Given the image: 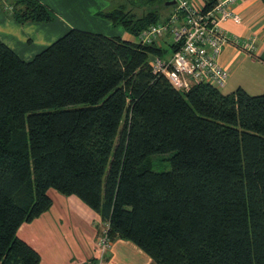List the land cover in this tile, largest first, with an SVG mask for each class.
Instances as JSON below:
<instances>
[{
	"label": "trees",
	"instance_id": "16d2710c",
	"mask_svg": "<svg viewBox=\"0 0 264 264\" xmlns=\"http://www.w3.org/2000/svg\"><path fill=\"white\" fill-rule=\"evenodd\" d=\"M7 1L20 24L55 20L38 0ZM98 16L136 41L71 29L30 61L0 42V264L41 263L18 232L51 189L155 264H264V93L179 91L153 69L172 49L137 42L159 10ZM159 156L170 171L153 170Z\"/></svg>",
	"mask_w": 264,
	"mask_h": 264
},
{
	"label": "crops",
	"instance_id": "0c3cea01",
	"mask_svg": "<svg viewBox=\"0 0 264 264\" xmlns=\"http://www.w3.org/2000/svg\"><path fill=\"white\" fill-rule=\"evenodd\" d=\"M47 5L55 16L49 23L29 22L20 24L11 14L7 0H0V42L10 47L23 60L30 61L42 50L65 35L71 29H81L107 36H121L130 40L128 33L113 28L112 24L98 16L135 0H38ZM142 1L149 0H137ZM175 0H168L172 2ZM200 9H208L224 0H189ZM159 3V2H158ZM162 6L159 10L168 18L175 10V4ZM131 5V4H130ZM161 5V4H160ZM168 7V8H167ZM241 23L224 22L221 27L230 37L238 38L253 49L228 43L219 58L221 66L229 73L228 94L244 88L241 80L264 79V4L261 0H241L234 7ZM168 41V40H167ZM165 42L166 48L168 44ZM237 77V78H236ZM233 80V81H232ZM236 83H235V81ZM242 80V81H243ZM260 88L264 93V86ZM244 90H246L244 88ZM247 91V90H246ZM250 95L256 96L247 91ZM260 95V94H259ZM61 203L53 218L43 220L52 211L40 218L25 223L18 232L20 239L32 246L41 256L40 264H95L96 243L99 236L100 217L76 196L61 197L53 194ZM85 204V205H84ZM54 205V204H53ZM52 210V209H51ZM80 214L81 219H80ZM80 220L86 223L79 235ZM102 222V221H101ZM79 224V225H78ZM109 264H155L153 260L129 241L117 240L111 243L107 252Z\"/></svg>",
	"mask_w": 264,
	"mask_h": 264
},
{
	"label": "built area",
	"instance_id": "2783aa9c",
	"mask_svg": "<svg viewBox=\"0 0 264 264\" xmlns=\"http://www.w3.org/2000/svg\"><path fill=\"white\" fill-rule=\"evenodd\" d=\"M239 1L224 0L209 9H200L189 0H175V10L166 20L148 27L137 37V42L143 45L162 47L166 41L173 51L166 59L154 60V72L164 75L174 88L183 92L202 82L223 88L229 79L219 61L223 47L232 43L253 49L252 44L230 37L221 27L227 21L241 23L234 11ZM99 231L95 264H109L107 252L112 243L109 222L103 223Z\"/></svg>",
	"mask_w": 264,
	"mask_h": 264
},
{
	"label": "rangeland",
	"instance_id": "374dc122",
	"mask_svg": "<svg viewBox=\"0 0 264 264\" xmlns=\"http://www.w3.org/2000/svg\"><path fill=\"white\" fill-rule=\"evenodd\" d=\"M163 8H166L162 5H160V3H154V4H148V5H145L144 3H141L137 0L134 1V5H128L127 4V9L128 10H132L138 17L142 16L143 14L147 13V12H150V11H154V10H163ZM168 8V7H167ZM163 15V13H162ZM164 16V15H163ZM166 16V15H165ZM164 16V18H165ZM116 29L120 30L121 32L125 33V29L123 27H116ZM98 33V32H97ZM104 35V34H103ZM107 36V35H106ZM130 40H133V41H136V39L133 37V36H129ZM170 38L171 37H168V40L170 41ZM170 53V51H169ZM171 55V54H170ZM169 55V56H170ZM167 56V58L169 57ZM237 78V77H236ZM243 80V79H242ZM241 80V83L245 85V89L247 91H249L250 93H254L256 95H259V94H263L261 93V91L263 90L262 88H260V85L262 84L264 86V79H259V80H254V79H245L242 81ZM233 81V80H232ZM235 81V80H234ZM236 83V81H235ZM229 86H224L223 88L220 89V91L224 94H228L229 91H228V88ZM243 88V89H244ZM168 156V155H167ZM162 157V156H159V157H155L153 159V170L156 171V172H167V171H170L171 170V162L168 160L169 157ZM57 194V195H61V197H64L63 194H61L60 192H58L57 190L55 189H51L49 190V196L52 198V203L54 205H52V207L50 208V211H52L53 214H49L47 216H45L43 218V220L45 219H48L50 217H54V216H57L58 214L56 213L57 209L60 207L61 208V203L58 199H53V194ZM65 197H70V196H65ZM81 201V200H80ZM81 203H83L81 201ZM85 205V204H84ZM88 208V206H86ZM52 209V210H51ZM81 214H80V219H81ZM40 218V217H39ZM38 219V218H37ZM36 220V219H35ZM46 221V220H45ZM79 225V224H78ZM85 225L86 223L84 221H81L80 220V225H79V235L81 236L83 231H81L82 228H85ZM103 227V223L100 221L99 222V229ZM98 240V239H97ZM96 240V241H97ZM96 245V244H95Z\"/></svg>",
	"mask_w": 264,
	"mask_h": 264
},
{
	"label": "water",
	"instance_id": "95a60500",
	"mask_svg": "<svg viewBox=\"0 0 264 264\" xmlns=\"http://www.w3.org/2000/svg\"><path fill=\"white\" fill-rule=\"evenodd\" d=\"M176 2L175 1H172V2H168V3H166L167 5H173V4H175ZM155 60V58L153 57L152 58V61H154Z\"/></svg>",
	"mask_w": 264,
	"mask_h": 264
}]
</instances>
